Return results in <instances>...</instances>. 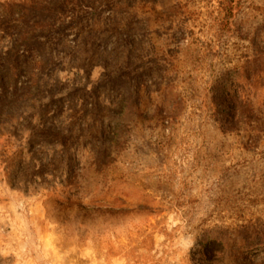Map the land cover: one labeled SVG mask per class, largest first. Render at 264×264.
I'll list each match as a JSON object with an SVG mask.
<instances>
[{
    "label": "rangeland",
    "instance_id": "374dc122",
    "mask_svg": "<svg viewBox=\"0 0 264 264\" xmlns=\"http://www.w3.org/2000/svg\"><path fill=\"white\" fill-rule=\"evenodd\" d=\"M83 3L0 0V264H264V0Z\"/></svg>",
    "mask_w": 264,
    "mask_h": 264
},
{
    "label": "trees",
    "instance_id": "16d2710c",
    "mask_svg": "<svg viewBox=\"0 0 264 264\" xmlns=\"http://www.w3.org/2000/svg\"><path fill=\"white\" fill-rule=\"evenodd\" d=\"M31 5H29L28 9H31V12H27L28 18L30 19L34 15L40 16L43 18L44 25L42 29L47 31H56L54 26H52V22L58 18V20L62 21L61 27L64 28H75L77 26L76 17H72L68 23L64 26L65 18H67V13L72 12L75 8L83 5L84 0H72L71 2H65L62 7L58 8L59 0H29ZM21 3V2H20ZM24 5V4H23ZM56 16V18H55ZM29 21V20H28Z\"/></svg>",
    "mask_w": 264,
    "mask_h": 264
}]
</instances>
